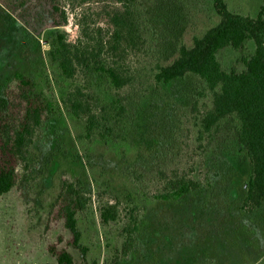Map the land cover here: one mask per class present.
<instances>
[{
  "label": "rangeland",
  "instance_id": "374dc122",
  "mask_svg": "<svg viewBox=\"0 0 264 264\" xmlns=\"http://www.w3.org/2000/svg\"><path fill=\"white\" fill-rule=\"evenodd\" d=\"M135 2L148 52L134 59L135 84L116 90L95 66L66 79L53 58L61 35L77 38L83 13L108 23L109 0H72L69 6L61 0H0V87L21 72L56 103L33 145L29 184L0 198V264H58L48 248L68 247L71 236L61 223L48 230L47 221L64 177L93 198L78 222L86 253L68 247L75 264H113L122 248L124 224L101 219L108 202H120L129 215L142 213L137 245L121 264H264V204L243 210L251 164L238 138L222 127L200 147L190 133L199 79H155L157 65L172 63L180 45L193 46L195 36L218 22L212 0ZM227 2L242 15L264 11V0ZM254 51L247 41L240 50L224 49L220 59L225 69L241 72ZM78 86L99 99L112 134L88 136L72 114L66 100ZM114 98L122 107L111 104ZM163 167L181 169L202 187L178 201L154 198L153 174Z\"/></svg>",
  "mask_w": 264,
  "mask_h": 264
},
{
  "label": "trees",
  "instance_id": "16d2710c",
  "mask_svg": "<svg viewBox=\"0 0 264 264\" xmlns=\"http://www.w3.org/2000/svg\"><path fill=\"white\" fill-rule=\"evenodd\" d=\"M69 6L72 0H61ZM108 23L92 22L83 13L78 21L74 41L61 35L53 51L62 75L69 80L82 70L95 69L116 90L135 84L134 59L147 53V38L141 30L135 0H109ZM218 22L201 35L193 46L178 48L177 58L156 67L159 84L194 75L200 81L190 113V133L203 147L222 127L231 130L242 145L251 164V177L243 210L251 213L264 204V11L252 17L233 12L227 0H212ZM75 7L72 9L74 10ZM65 22L68 17L64 13ZM247 41L255 45L253 55L244 61L241 72L224 68L220 53L232 47L240 50ZM72 114L83 122L91 136L97 131L112 134L113 127L101 114V102L82 87L72 89L66 100ZM111 104L122 107L118 99ZM56 103L39 90L30 76L16 72L9 84L0 87V198L22 191L30 182V157L41 127L55 114ZM145 144L148 141L144 139ZM154 198L178 201L198 191L202 182L181 169L160 168L153 174ZM93 198L78 183L63 178L58 198L48 214L47 229L63 224L71 238L68 247L85 254L78 229L79 216L86 213ZM104 223H123V244L113 264H121L135 249L141 234L142 213H124L120 202L101 207ZM60 240H63L61 237ZM50 245V255L58 264H75L69 248Z\"/></svg>",
  "mask_w": 264,
  "mask_h": 264
}]
</instances>
